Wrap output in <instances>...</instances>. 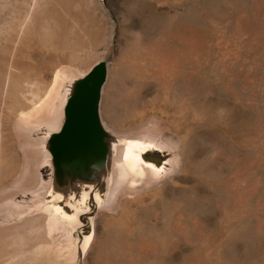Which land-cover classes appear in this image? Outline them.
<instances>
[{
  "label": "rangeland",
  "instance_id": "374dc122",
  "mask_svg": "<svg viewBox=\"0 0 264 264\" xmlns=\"http://www.w3.org/2000/svg\"><path fill=\"white\" fill-rule=\"evenodd\" d=\"M100 58L102 118L150 120L183 162L98 215L84 264H264V0H0V207L30 148L16 115ZM9 244L0 264L31 249Z\"/></svg>",
  "mask_w": 264,
  "mask_h": 264
},
{
  "label": "water",
  "instance_id": "95a60500",
  "mask_svg": "<svg viewBox=\"0 0 264 264\" xmlns=\"http://www.w3.org/2000/svg\"><path fill=\"white\" fill-rule=\"evenodd\" d=\"M109 74L110 63L100 58L66 79L50 116L52 125L25 130L36 139L30 145L38 151L36 181L24 193L7 197V205L0 210L9 209L13 223L43 215L49 244L40 255L42 264L59 260L84 264L95 235L96 214L110 191L128 180L139 185L135 180L142 183L147 174L152 179L164 177L175 161V150L165 144L167 135L151 123L136 134L123 135L102 118V95Z\"/></svg>",
  "mask_w": 264,
  "mask_h": 264
},
{
  "label": "bare ground",
  "instance_id": "6f19581e",
  "mask_svg": "<svg viewBox=\"0 0 264 264\" xmlns=\"http://www.w3.org/2000/svg\"><path fill=\"white\" fill-rule=\"evenodd\" d=\"M77 72L80 73V70L79 69L78 70H64L63 68L56 69L53 74L50 85L48 86V88H46L45 93L42 96H40L37 101L33 103L31 108L27 110H21L18 113V115H16L17 123H18L17 125H20L19 133H21V137H22L20 139V143H22L23 145L24 144L32 145V144H35L36 142V139L34 138L31 139L30 137L25 136V132H24L25 130L29 131L28 129H30L31 127L38 126L39 124H43V123L44 124L46 123V125H52L53 119H51L50 116H52L55 112L54 111L56 108L55 101L61 94L60 90L63 86V83L66 79H68L72 75L78 74ZM149 122L150 120H146L143 123H140L139 125L126 128V129H117L112 126H110V128L118 134H123V135L131 134L132 135V134H136L138 131L142 130L144 127H147ZM16 128L18 127H14V129ZM164 134L166 135V133ZM164 138H165L164 139L165 144H167L171 149L175 150L174 152L175 161L171 169H169L168 173L164 177L154 178V179L150 178V175L147 174L148 176L145 179H143L142 183H141V179L135 180V182L137 181L138 183H140L139 185L138 184L134 185L135 184L134 182L128 180L125 184L119 186V188H114L113 190L110 191V195L108 197L107 202L99 208L96 214L97 217L101 212L115 210L118 206L119 201L122 200L123 196H125L126 194H134V193H138L141 191H145L147 188L160 184L163 181L170 179L173 176L177 175L179 172H181L180 170L182 168L183 160H182L181 151H180L181 149L180 142L176 138H173L170 136L169 137L165 136ZM22 155H23L22 162H21L22 167L19 172L18 180H16V183L14 184L15 189L12 192H9V194H7L8 193L7 192L6 193L7 195L3 196V199L7 197H11L12 194H17L19 192L24 193L26 190L31 189L32 186L35 184V181H36L35 168H36V159L38 157V151L35 149L29 148ZM14 211L20 212L18 208H16ZM4 218L5 216L3 217V219ZM7 220L8 219H6L5 221ZM43 221H44V217L40 213V214H34V215L27 216L23 218L22 221L12 224L11 226L8 225L7 222H6L7 225L5 224L6 226L0 225V244L2 245V249L0 248V252L4 251L5 246H6L5 249H8L7 246L10 245L9 243H11L12 249L17 251L20 254H22V252H24L25 250H28L31 247L30 253L26 254L28 256L26 258L25 256H23V258L17 259V262L15 261L16 264H42L43 261L41 259V256H43L44 247L46 245V248H47V245L49 244V237L46 235L48 231H46L43 225ZM202 228L203 229L201 230L198 229L199 231L197 229L193 230L192 233H188L187 232L188 230L186 231L187 233L183 231L181 232L182 234L178 235V238L188 239V237H190L191 235H195L197 233L202 234V232L204 233L205 231L204 227ZM10 236L13 237V239L11 238L12 241H8V238ZM85 240L82 243L83 248H85L87 245V240L86 241ZM168 248H171V246H168ZM6 253H9V252L7 251ZM10 259H12V257ZM59 261L60 262H58L57 264L64 263L63 260L62 261L59 260Z\"/></svg>",
  "mask_w": 264,
  "mask_h": 264
}]
</instances>
